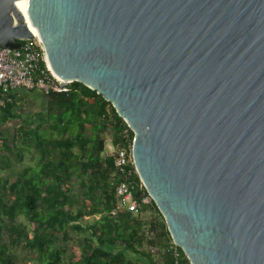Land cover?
Instances as JSON below:
<instances>
[{"label":"water","instance_id":"obj_1","mask_svg":"<svg viewBox=\"0 0 264 264\" xmlns=\"http://www.w3.org/2000/svg\"><path fill=\"white\" fill-rule=\"evenodd\" d=\"M31 27L131 128L189 264H264V0H0V45Z\"/></svg>","mask_w":264,"mask_h":264},{"label":"trees","instance_id":"obj_2","mask_svg":"<svg viewBox=\"0 0 264 264\" xmlns=\"http://www.w3.org/2000/svg\"><path fill=\"white\" fill-rule=\"evenodd\" d=\"M31 91L14 90L0 106L2 123L17 122L0 130V264H29L19 261L16 245L36 264H157L154 252L163 264H175L152 198L138 211L117 205L115 187L125 176L105 144L109 139L118 148L124 130L129 138L133 132L111 102L73 80L63 92L36 90L45 104L29 114L22 93ZM72 176L82 186L80 198ZM179 250L178 264H189Z\"/></svg>","mask_w":264,"mask_h":264},{"label":"built area","instance_id":"obj_3","mask_svg":"<svg viewBox=\"0 0 264 264\" xmlns=\"http://www.w3.org/2000/svg\"><path fill=\"white\" fill-rule=\"evenodd\" d=\"M19 41L18 47L0 45V106L5 104L7 94L17 89H35L43 94L69 90L73 79L63 77L49 68L44 45L38 36ZM123 138L124 144L118 148L108 145V151L114 154L117 169L125 176L115 187L117 205L120 208L138 211L141 202H147L150 195L133 160V136L129 138L125 129ZM135 173L138 177L134 175ZM164 250L172 253L175 264H178L180 250L172 239Z\"/></svg>","mask_w":264,"mask_h":264},{"label":"crops","instance_id":"obj_4","mask_svg":"<svg viewBox=\"0 0 264 264\" xmlns=\"http://www.w3.org/2000/svg\"><path fill=\"white\" fill-rule=\"evenodd\" d=\"M19 92L21 93L22 91H19ZM18 93L13 95V97L15 99L19 98V94ZM22 94H24V97L26 99L25 101H22V104H25L27 106L24 109L26 113L30 114V113L34 112L35 110H37L39 108H43V106L45 104V100H44L43 96L40 94L39 91L35 90V91H31V92H23ZM14 120L15 119H13V118L12 119L9 118L6 121V123L9 124L10 122H12ZM4 128H9V126L8 125L6 127L0 126V130H3ZM154 259L157 262V264H163L162 263V259L160 258V254L154 252ZM132 260L135 261V263H138V262H142L143 259L141 257H139L138 255L137 256L134 255V256H132Z\"/></svg>","mask_w":264,"mask_h":264},{"label":"rangeland","instance_id":"obj_5","mask_svg":"<svg viewBox=\"0 0 264 264\" xmlns=\"http://www.w3.org/2000/svg\"><path fill=\"white\" fill-rule=\"evenodd\" d=\"M16 124H17L16 121H12L9 124H7L6 122L5 123L0 122V126H3V127H6L7 125L9 127H12V126H15ZM110 144L111 143H110L109 139H107L105 146L108 147V145H110ZM71 181H72V184H73L74 193L77 195V198H80L81 197L82 186L79 184V182L76 180V178L74 176L71 177ZM5 240H7L6 237H5ZM14 249H15V251L17 253V256H18L20 262L22 261V262H26V263H29V264H36L37 263V261L31 257L30 253H28L26 251V249L23 248L22 246L16 245V246H14Z\"/></svg>","mask_w":264,"mask_h":264},{"label":"bare ground","instance_id":"obj_6","mask_svg":"<svg viewBox=\"0 0 264 264\" xmlns=\"http://www.w3.org/2000/svg\"><path fill=\"white\" fill-rule=\"evenodd\" d=\"M16 4H17V7L21 10V12H23V14H25V16H26L27 13H26V10L24 9V8H25V7H24V2H23V1H18ZM25 18H26V21L29 22L27 16H26ZM29 24H30V23H29ZM31 29H32L33 33H34L36 36H38L37 33H36V31H34L32 27H31ZM38 38H40V37L38 36Z\"/></svg>","mask_w":264,"mask_h":264}]
</instances>
